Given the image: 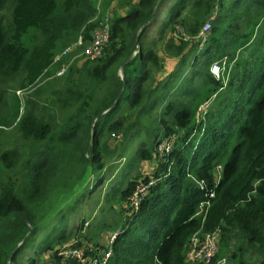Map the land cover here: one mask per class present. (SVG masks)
<instances>
[{"label": "trees", "instance_id": "1", "mask_svg": "<svg viewBox=\"0 0 264 264\" xmlns=\"http://www.w3.org/2000/svg\"><path fill=\"white\" fill-rule=\"evenodd\" d=\"M113 1L0 0V131H17L9 146L0 143V264H18L54 191L104 167L110 152L104 134H127L141 125L142 115L152 114L149 143L142 142L136 157H158L163 136H175L177 143L151 175L133 176L118 189L128 213L112 227L116 236L105 264H188L191 237L215 229L220 239L211 264L250 250L258 254L254 264H264V0H177L158 39L169 25L194 37L214 18L188 75L180 78L183 56L163 79L156 78L161 55L143 40L161 0H137L109 20L110 38L100 57L68 67L65 85L79 84L86 92L78 107L68 111L75 95L65 89L56 92L64 95L49 111L39 81L55 73L60 61L54 57L63 48L79 36L89 42L100 7ZM246 43L252 46L249 58L234 64L242 72L223 84L210 63L232 59ZM164 44L181 55L188 42L169 38ZM213 94L210 110L198 120V106ZM139 185L145 189L134 208L131 197ZM202 201L208 204L200 209ZM53 243L44 246L52 264H78Z\"/></svg>", "mask_w": 264, "mask_h": 264}, {"label": "rangeland", "instance_id": "2", "mask_svg": "<svg viewBox=\"0 0 264 264\" xmlns=\"http://www.w3.org/2000/svg\"><path fill=\"white\" fill-rule=\"evenodd\" d=\"M136 2L137 0H115L107 9L100 7V11L94 18V22L100 23L106 17L111 21L116 13H124ZM173 8H171L169 14L173 12ZM217 9L218 7H216ZM159 16L156 15L154 24L148 26L143 34V40L146 45L154 43L156 50L162 57L163 70L156 72V78L159 79L158 77L160 76H166L184 56L186 65L180 76V78H183L188 75L187 73L194 61L195 54L204 47L209 31L205 33L204 40H198L195 37L184 39L183 31H180L179 27L169 25L164 28L163 38L158 39L157 35H159V30L164 23L163 17H165L161 13ZM169 38H172L176 42H180L181 39L188 42L187 47L181 55L174 53L173 49L165 48L164 43ZM87 43L83 40V44ZM251 49L252 46L246 43L235 50L232 59L223 58L220 62L221 71L219 76H216V74L214 76L220 79L223 84L228 83L234 71L238 73L242 72L243 68L241 65L238 67L234 65L235 61H237L236 59L249 58ZM80 52L64 60L67 62L64 74L55 76L53 73L46 75L44 78L42 77L39 81V83L44 85L42 95L46 101H49L46 103L49 111H55L53 108L61 103L55 100L59 95L63 96L64 93L57 95V91L66 89V91H70L75 95V98L69 99L67 102L69 105L67 107L68 111H72L74 107H78L86 96V92L84 95L85 90L82 91L83 87L79 84L75 86L65 85L69 76L68 67L73 61H77L78 66L81 67L85 61V57ZM212 63L213 61L209 65V70ZM165 66L169 68L173 66V68L168 70L169 68ZM166 70L169 71L167 74L164 73ZM73 77L78 79L79 75L73 73ZM20 93L25 94V91H21ZM214 95L209 98V106ZM56 111V117H60L61 112L59 109ZM152 117L153 114L142 115L140 118L141 125L138 128H133L127 134L106 133L101 137L102 140L107 141L110 150L109 154L103 158L104 167L89 170L83 178L76 181L72 186L54 191L51 198L45 204L43 217L36 222V230L32 242L26 244L19 254L17 259L18 264H52L51 252L44 248L49 242H54V247L61 248L80 241L86 247L85 250H89L86 255L89 258L98 256V251L109 244L110 236L114 233L112 231L113 225H117L116 222L121 223L124 216L128 213L127 208L129 204L127 201L120 199L118 189L124 187L128 179L133 176L147 175V173L151 175L150 173L153 171V168L160 163L163 156L177 143L175 136H163L160 143L165 140L169 141L168 152L163 154L158 152V157L155 156L148 160L136 157V150L142 142L146 141L149 143L150 138H148L147 131L153 125V122L150 121ZM199 118L201 119L202 116H199ZM15 138H17V131L14 127L5 128L3 131H0V143L4 146H9ZM114 146L117 148L115 152L112 151ZM156 150L158 151V146ZM62 231L63 234L58 239V235ZM198 235L201 236L200 233ZM235 243L236 239L233 238L229 245L230 250H234ZM256 257H258V254L251 250L246 252L243 258L237 254L235 257H232L230 253H227L216 264H240V259H244L242 264H254Z\"/></svg>", "mask_w": 264, "mask_h": 264}, {"label": "built area", "instance_id": "3", "mask_svg": "<svg viewBox=\"0 0 264 264\" xmlns=\"http://www.w3.org/2000/svg\"><path fill=\"white\" fill-rule=\"evenodd\" d=\"M214 18V14L211 15L203 24L201 29L198 31V33L194 36L198 40H204L205 39V33L208 31V29L211 26V21ZM180 28V27H179ZM181 31V28H180ZM183 38L187 39L189 38L188 35H186L183 32ZM110 38V22L109 19L106 17L103 21H101L98 25H96L90 32V39L87 44H83V38L79 36V38L71 43L70 45L63 48L59 53L56 54L54 57V63L60 61V63L57 66V69L54 73L55 76L64 74L67 66V62L63 60L64 57L71 58L75 54L79 53L83 54L85 58L89 59H96L100 57L103 54L104 48L109 42ZM223 60V59H222ZM221 60H215L213 61L210 70L212 74H216V76H219V73L221 71ZM210 100L207 99L204 102H202L196 111V117L199 120V116L204 117L205 113L208 110ZM207 107V108H206ZM205 109V110H204ZM169 141L165 140L163 142H159L158 146V152L160 154L166 153L169 151ZM215 180H218L220 177V166H217L214 172ZM200 185L203 186L204 182L201 181ZM145 189V185H139L136 190L134 191L132 197H131V206L136 208L138 206L139 202V194L142 193ZM214 191L211 190L209 192V196H213ZM207 205V201H202L200 204V209L203 208V205ZM199 232H196L190 239V242L188 244L187 249V256L186 260L190 264H211L212 259L214 255L216 254L219 246V239L220 234L217 229L213 231H209L206 233L201 234V236L198 235ZM116 236V232L112 233L110 236L109 244L106 245L103 249L98 251V259L93 257L89 258V256H86L85 254V246L83 243H80L79 245H69L66 247H63V255L65 258H74L78 264H105L111 253H112V242ZM88 248V247H87ZM89 260V261H88Z\"/></svg>", "mask_w": 264, "mask_h": 264}, {"label": "crops", "instance_id": "4", "mask_svg": "<svg viewBox=\"0 0 264 264\" xmlns=\"http://www.w3.org/2000/svg\"><path fill=\"white\" fill-rule=\"evenodd\" d=\"M177 0H161L158 5L156 6V11L154 13V17L153 19L148 23V26H151V24L153 25L155 20H156V15L159 16L160 13L165 17H163L164 22L168 19V15H169V11L171 10V8L174 6V4L176 3ZM114 2V1H113ZM112 2V3H113ZM123 14V13H122ZM160 17V16H159ZM158 36V35H157ZM167 67V66H165ZM169 68V67H167ZM173 68V66L171 68H169L168 70H171ZM168 70H166L164 73L167 74V72H169ZM165 77V75L158 77L159 79H163Z\"/></svg>", "mask_w": 264, "mask_h": 264}, {"label": "water", "instance_id": "5", "mask_svg": "<svg viewBox=\"0 0 264 264\" xmlns=\"http://www.w3.org/2000/svg\"><path fill=\"white\" fill-rule=\"evenodd\" d=\"M122 78L124 79V76H123V75H122ZM122 91H123V89H122ZM122 91H121V92H122ZM121 92H120V94H121ZM120 94L118 95V98H119ZM118 98L116 99V101H115V102H117ZM18 246H19V244H17V245L14 247V249H13V250H15V249H16Z\"/></svg>", "mask_w": 264, "mask_h": 264}]
</instances>
